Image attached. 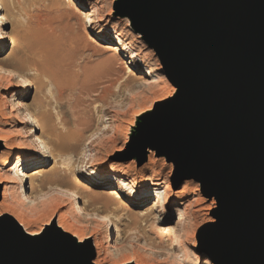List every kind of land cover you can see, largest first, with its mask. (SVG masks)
Instances as JSON below:
<instances>
[{"label": "rangeland", "instance_id": "rangeland-1", "mask_svg": "<svg viewBox=\"0 0 264 264\" xmlns=\"http://www.w3.org/2000/svg\"><path fill=\"white\" fill-rule=\"evenodd\" d=\"M117 2L118 0H71V2L70 0H2L0 13L7 16L6 9V12H10L8 14L13 17L7 16L8 19L0 27V31L12 33V38L4 41L0 48V98L5 102L8 101L7 105L12 103L13 106L20 103L30 106L36 99L41 100L44 108L42 111L49 112L48 109L53 103L60 102L57 99L60 89H65L64 92L68 94L65 95L63 103L61 102L64 105L61 113L56 115L55 112H50L54 132L44 134L46 137L43 135L46 147L49 144L46 156L39 160L41 163H33L28 168H26L27 163H23L19 168V171L27 176H33L34 190H31L29 179H24L19 186H12L15 195L7 194L0 197V213L2 216L10 215L14 220L21 218L20 220L26 223L25 228H28V231L39 232L41 229L38 235H46L50 232H46L49 227H45L48 218L52 216L54 225L58 219V222H62L67 229V234L77 238L76 243L78 239L91 238L89 241L91 245L93 240L102 245L103 251L100 256H96L94 250L93 263L98 259H104L100 263L211 264L200 252L199 240L203 230L216 222V199L205 197L201 193L200 186L193 181L179 183L175 176V167L165 155H158L153 151L154 164H149L145 157L144 163L139 165L138 156L142 145L137 139L140 134V127L137 124L147 118L148 112H151L157 103L176 95L177 89L166 79L163 66L154 50L145 43L141 34L130 26L129 21L118 14ZM74 5L77 11L68 9ZM93 12H96L95 16L91 15ZM86 16L91 18L90 24H84ZM35 20L36 22H33ZM113 30L115 33L111 32ZM115 34L120 35L123 46L129 48L122 50L118 55L104 50L108 44L117 45ZM44 35L52 37L49 46L54 48V51L57 50L56 55L62 53L61 50H65L62 54L59 53L61 54L59 59L64 58L63 61L60 60L61 65L64 64L63 72H59L65 75L64 83L54 85L41 76V80L46 84L44 83L38 94L34 86L19 89L16 85H12V81L8 82L10 78L5 72L13 70L30 80L34 75L28 71V67L15 71L13 64L21 61L22 65L26 66L32 57L35 58L43 52L45 45H48ZM91 39H96L95 43L90 42ZM63 40L65 44L62 43ZM51 42L54 43L53 45L59 43L52 46ZM93 44L95 50L100 49L104 54L98 61L90 63V59L96 53ZM59 45H62L60 49ZM40 48L42 51L39 50ZM130 54L137 57L134 63L121 57ZM107 55L112 57L109 62L106 60ZM8 111L9 106L6 109V112ZM19 112L21 115L23 111L20 109ZM12 124V118L7 117L2 120L0 122L2 134L6 132L5 136H9L6 135L9 134L8 131L13 134ZM55 137H59L58 143L64 156L62 158H56L51 152L53 147L51 140ZM16 142L18 143L16 138H10V144L17 146ZM20 142L26 146L23 140ZM1 150L2 148L0 152ZM3 157L4 155L0 154V174L5 175L4 165L2 168L1 163ZM15 158L17 155L11 161L10 167H14ZM65 161L68 162V166L63 165ZM72 170L80 182L79 186H83V191L93 195L107 196L109 193H118L120 197L122 196L124 201L122 203L120 201L119 204H123V207L117 209L119 204H115L112 200L110 206L113 211L104 213L110 218L116 230L109 231L104 221L102 223L101 219L89 216L90 209L85 210L87 207L81 200L74 201L68 196L52 193L50 188H48L50 191L47 190V186L49 187L52 181L56 180L54 178L60 177L58 180L69 184ZM104 171L110 175L103 176ZM117 172H120L123 178L112 176ZM93 178L102 179L103 185H91ZM153 179H157L160 185L146 188L150 190L148 196L152 193L162 196L160 192L165 185H169L170 189L162 197L159 196V200L152 196L137 203L135 196L143 191L138 189L139 185L150 183ZM154 190H157V193ZM0 191L2 193L1 187ZM129 192H132V195ZM30 202L34 204L30 205ZM150 210L152 215L146 218L147 225L144 230L131 225L128 218H144ZM178 212L182 213V224L176 227ZM59 214L62 216L61 219L57 218ZM211 216L214 222L207 223ZM156 220L158 222L163 220L165 223L162 224L165 225H174L175 230L168 237L171 246L168 243L169 246L159 247L153 242L157 241V235L150 226Z\"/></svg>", "mask_w": 264, "mask_h": 264}, {"label": "water", "instance_id": "water-1", "mask_svg": "<svg viewBox=\"0 0 264 264\" xmlns=\"http://www.w3.org/2000/svg\"><path fill=\"white\" fill-rule=\"evenodd\" d=\"M117 12L177 89L140 123L139 165L147 149L165 155L179 183L216 199L199 240L211 264H264V0H118ZM47 229L31 237L0 216V264H93L88 241Z\"/></svg>", "mask_w": 264, "mask_h": 264}, {"label": "bare ground", "instance_id": "bare-ground-1", "mask_svg": "<svg viewBox=\"0 0 264 264\" xmlns=\"http://www.w3.org/2000/svg\"><path fill=\"white\" fill-rule=\"evenodd\" d=\"M66 1V0H65ZM68 1V0H67ZM11 2V1H10ZM57 2V1H56ZM71 2V0H70ZM61 3V2H59ZM69 3V2H68ZM9 4V3H8ZM19 4V3H18ZM65 4V3H64ZM71 4V3H70ZM33 5V4H32ZM61 5V4H59ZM58 5V6H59ZM73 5V3H72ZM19 7V6H18ZM22 8V7H21ZM24 8V7H23ZM22 8V9H23ZM67 8V7H66ZM76 6L74 5L72 8L68 7V9H75ZM21 9V11H22ZM27 9V8H26ZM2 10V0H0V12ZM9 10V8L7 9ZM28 10V9H27ZM61 10V9H60ZM14 11V10H13ZM24 11V10H23ZM63 11V10H62ZM65 11V10H64ZM75 11H77L75 9ZM95 11V10H94ZM5 13L6 15L9 17L10 12H6V9H5ZM25 13V12H23ZM66 13H69V12H66ZM96 13V12H95ZM93 12V14L91 15H94L95 14ZM111 13V11H110ZM14 14V13H12ZM39 14V13H38ZM63 14V13H62ZM65 14V13H64ZM73 14V13H71ZM27 15V14H26ZM34 15V14H33ZM36 15V13H35ZM34 15V16H35ZM67 15V14H66ZM121 15V17L123 18H126L128 21H129V24L132 28L133 27V23H132V20L131 18L127 15V14H119ZM7 16L3 15L0 13V27L3 26L4 22L6 21ZM90 16V15H89ZM95 16V15H94ZM10 17H13L10 16ZM15 17V15H14ZM31 17V16H30ZM88 16L85 17V20L84 19H81L84 20V24H90L91 23V18H87ZM38 18V17H37ZM82 18V17H81ZM84 18V17H83ZM14 20V18H12ZM30 19V18H29ZM40 19V18H39ZM80 19V18H79ZM34 20V19H33ZM47 20V18H46ZM31 21V19L29 20ZM79 21V20H78ZM101 21V20H100ZM18 22V21H17ZM32 22V21H31ZM33 22H36L33 21ZM25 23V22H24ZM80 23V22H79ZM101 23V22H100ZM20 24V23H19ZM34 24V23H33ZM39 24V23H38ZM37 24V25H38ZM83 24V23H82ZM42 25V24H41ZM127 25V23H126ZM30 26V25H29ZM34 26V25H33ZM84 26V25H83ZM38 27V26H37ZM46 27V26H45ZM32 28V27H31ZM28 29V28H27ZM37 29V28H36ZM40 29V28H39ZM26 30V29H25ZM82 30V29H81ZM84 30V29H83ZM28 31V30H27ZM31 31V30H30ZM86 31V30H85ZM15 32V31H14ZM111 32H114L111 31ZM38 33V32H37ZM40 33V32H39ZM115 33V32H114ZM12 33H7V32H2L0 31V48H2V44L4 41H6L7 39H11L12 38ZM36 34V33H35ZM84 36L87 35L85 33H82ZM139 34V33H138ZM39 35V34H38ZM45 36V40L47 41L48 45H45L44 47V51L39 53L38 55H36L35 58H31L28 63L26 64V66H23L22 62L21 61H17L15 62L13 65H14V70L15 71H18L16 69H21L22 67H25L27 69H29L28 71L29 72H32L33 73V77L29 80L27 78H25L24 76H21L20 74L15 73L13 70L9 71L7 70L5 73L7 75H9V80L8 82L11 83L12 81V85H16L19 89H24L26 87H30V86H34L37 94L39 93L40 91V88L43 87L44 85V81L41 80V76H43L45 79L47 80H50L54 85H58L59 83L63 82L64 80V77L65 75L63 76L62 73L64 69V64L61 65V61H63V59H59L61 57V54L63 52H65V50H61L63 51L59 57L58 55H56V52L57 50H53L54 48H51L49 46V41L50 40H53L52 37H48L47 35H44ZM43 36V37H44ZM88 36V35H87ZM115 36L117 37V45L116 46H112L111 44H108L104 47V50H108L109 52H112L111 54L113 55H118V54H121L122 50L125 51V50H128L129 48L128 47H125L123 46V44L121 43V39H120V35H116ZM35 37V36H34ZM33 37V38H34ZM64 37V35H63ZM59 38V37H58ZM85 38V37H83ZM87 38V37H86ZM29 39V38H28ZM62 39V38H61ZM88 39V38H87ZM33 40V39H31ZM37 40V39H36ZM59 40V39H58ZM84 40V39H83ZM86 40V39H85ZM96 40V39H95ZM95 40L91 39L90 42H93L95 43ZM62 41V40H60ZM88 41V40H87ZM41 42V40H40ZM54 42V41H53ZM42 43V42H41ZM46 43V42H45ZM52 43V42H51ZM55 43V42H54ZM54 43H52V46H56L58 45L59 42H57V44L53 45ZM64 43V40L63 42ZM89 43V42H88ZM38 44H40L38 42ZM65 44V43H64ZM90 44V43H89ZM98 44V43H96ZM63 45V44H62ZM61 45V46H62ZM41 46V45H40ZM39 46V47H40ZM43 46V45H42ZM59 45V49L61 47ZM94 46V44L92 45V47ZM99 46V45H98ZM97 47V46H96ZM42 48V47H41ZM41 48L39 50H41ZM100 48V47H99ZM102 48V47H101ZM57 49V48H55ZM62 49V48H61ZM66 49V48H65ZM94 49V47H93ZM95 50V49H94ZM93 52L95 53L94 56H92V58L90 59V63H94L96 61H98L102 55L104 54L103 51H101L100 49L99 50H95ZM42 51V50H41ZM39 52V51H38ZM107 52V51H105ZM65 54V53H64ZM110 54V55H111ZM135 54V53H134ZM134 54H130L129 56H121V57H125V59L127 61H130L131 63H134L135 59H137L136 55ZM108 56V55H107ZM63 57V56H62ZM108 56V58L106 59V57L103 59H106L108 60V62L110 60H112V57ZM116 57V56H114ZM139 58V57H138ZM114 59V58H113ZM144 59V58H143ZM139 60V59H138ZM115 61V59H114ZM111 63V62H110ZM108 64V63H106ZM109 65V64H108ZM111 65V64H110ZM114 64H112L113 66ZM19 66V67H18ZM140 68V67H139ZM62 71V72H61ZM60 72V73H59ZM59 73V74H58ZM75 78V77H74ZM69 79V78H68ZM72 79V78H71ZM73 81V80H72ZM64 83V82H63ZM69 83V81L67 82ZM147 83V82H145ZM151 83V82H150ZM46 84V83H45ZM65 85V84H64ZM65 87V86H64ZM63 88V87H62ZM66 88V87H65ZM65 90V89H64ZM64 90L60 89L58 91V95H57V99L58 101L60 102H55L53 103L50 107H49V112L47 111H42L43 108V103L41 102V100H38L37 99L33 102V104H31L30 106H25L24 105H21L23 103H20V105H16V106H13V104L11 103L10 105H7L6 103L8 102H5V100H2V98H0V122L2 120H5L7 117L8 119L12 118L13 120V124L11 126V128L13 129L12 133L9 132V134H6V135H11L10 137L9 136H5V133L2 134V132L0 131V147L2 148L0 154L4 155V157L2 158L1 160V163H2V168H3V165H4V173L5 175L3 174H0V187H1V190H2V193H1V196L4 197L6 196L7 194H11L13 195V187L12 186H19L21 185V183H23V180L24 179H29L30 180V187H31V190L33 189V186H32V181H33V176H27L25 173H22V171H19V168L20 166L23 164V163H27L26 165V168H28V166H31L33 163H36V162H40L39 160L43 159L46 154H47V149L49 148V144H48V147H46V141H45V135L46 133H50V132H54V125L52 123V114L53 112H55V114H59V112L61 113L62 111V108H64L63 106V100L65 99V95L66 92H64ZM172 92L174 91L173 88L171 90ZM171 93V92H170ZM177 94V93H176ZM15 95V94H13ZM12 95V96H13ZM2 97V96H1ZM56 101V100H55ZM62 102V103H61ZM65 103V102H64ZM8 106H9V111L6 112V109H8ZM36 106V107H35ZM20 109L21 111H23L20 115ZM150 113V112H148ZM23 114V116H22ZM54 115V114H53ZM59 116V115H58ZM141 119V118H140ZM6 124V123H5ZM140 125V122H138L137 126ZM7 132V133H8ZM45 134V135H44ZM45 137H44V136ZM16 138L18 140V143H17V146H14L13 144H10L9 141H10V138ZM44 137V138H43ZM135 137V135H134ZM20 140H23L25 143H26V146H23L25 144H21ZM59 142V137H55L51 140V152L53 154V156L55 155L56 158H62L64 157L61 153V146L60 144L58 143ZM154 152L152 150H146V161L148 159V162L149 164L153 165L154 164V159H153V155ZM15 155H17V158L16 159V162H15V165L14 167H10V163L12 160H14V157ZM150 155V157H149ZM66 157V156H65ZM149 157V158H148ZM68 158V157H67ZM66 159V158H64ZM21 163V164H20ZM41 163V162H40ZM63 163V162H62ZM70 163V162H69ZM20 164V165H19ZM69 165L68 162H64L63 165ZM1 165V164H0ZM64 165V166H65ZM74 168V167H73ZM1 170V171H3ZM64 173V172H63ZM54 174V173H53ZM59 174V173H57ZM62 174V173H61ZM66 174V173H65ZM70 175H71V179H70V185L69 184H64L65 182H63L62 178L60 180H58L60 177L58 175V179L57 178H54L56 180L52 181L51 185H49V187L47 186V190L48 188H50V190L53 192H56L57 194H60L61 195H64V196H68L70 198H72L74 201L76 200H81L83 202V205L87 208L86 209H90L89 210V216H93L95 217L96 219H101L102 223L103 221L105 222V225L107 226V229L109 231H113V229L116 230V227L114 226L113 227V224L111 223L112 221L110 220V218L105 215L104 213L107 214V212L111 209V206H110V201H114L115 204H119L122 203V196L120 197L118 193H109V197L108 195L106 196H102V195H96L93 193H90L88 191H83L84 189L82 187H80V182L78 180V178L74 175V171L72 170V173L70 171ZM103 176H106V175H110L109 173L107 172H103L102 173ZM57 176V175H56ZM55 176V177H56ZM69 176V175H68ZM112 176H114L115 178L118 177H122L123 178V175L120 174V172L116 173V174H113ZM53 177V176H52ZM64 177V176H63ZM65 178V177H64ZM22 179V180H21ZM19 181V182H17ZM65 181V180H64ZM26 182V181H25ZM63 183V184H61ZM104 181H102V179H99V178H93L92 180V183L91 185H103ZM142 183V182H141ZM62 185V186H61ZM160 183L158 182L157 179H153L152 182L150 181V183H146L145 185H139V188L138 189H142L143 191L138 195L136 194V200H137V203L138 201H145L148 199V197H151L154 196V198L156 200H159L160 197H162L169 189H170V186L169 185H165L164 188H163V191L160 192L161 194H163L162 196H158V193H157V190H154L157 194H151L148 196V190L149 189H146L148 187H157L159 186ZM46 187V186H45ZM86 187V186H85ZM16 189V188H15ZM34 190V189H33ZM48 190V191H50ZM86 190V189H85ZM150 191V190H149ZM44 192V191H43ZM16 193V192H15ZM47 193V192H46ZM45 194V192H44ZM44 194H41V195H44ZM49 194V193H48ZM129 194L132 195V192H129ZM150 194V193H149ZM15 195V194H14ZM54 195V194H53ZM46 197L48 195H45ZM111 196V198H110ZM44 197V198H46ZM179 198V197H178ZM40 199V198H38ZM42 199V198H41ZM57 199V197H56ZM182 199V198H181ZM50 200V199H48ZM163 200V199H162ZM52 202V200H50ZM186 201V200H185ZM136 203V204H137ZM30 205H33L32 202L29 203ZM120 207H123V204H119V207H117V209H119ZM113 211V210H112ZM161 210H159L160 212ZM1 212V211H0ZM55 213V212H54ZM164 213V212H163ZM185 213V212H184ZM115 214V213H114ZM182 214V213H181ZM179 214V212L177 213V220L175 222V226L176 225H179V224H182V215ZM52 215V214H50ZM150 215H152V210L148 211L146 213V215L144 216V218H141V217H132V218H128L130 221H131V225L133 224L135 227L137 228H141L142 230H144L146 228V218L149 217ZM184 215V214H183ZM0 216L1 213H0ZM10 216V215H9ZM115 216V215H114ZM61 214H59V216L57 218H60L61 219ZM21 219V218H20ZM15 220L21 227L22 229L24 230V232L31 236V237H35L36 235H38L40 232H41V229L39 232H31L30 230L28 231L26 228H25V224L22 220ZM59 219V220H60ZM164 220V219H163ZM163 220L159 221L156 220V222H154L150 227L153 229V231L155 232V234L157 235V241H153L155 244H157L159 247L160 246H164V245H168V243H170V239L168 238L169 235H171V232H173L175 230V227L174 225H165V224H162V223H165ZM206 220V219H205ZM140 222V223H139ZM214 222V218L211 216L208 220H207V223H213ZM115 224V223H114ZM149 226V225H148ZM147 226V227H148ZM27 227V225H26ZM45 227H49L50 229L54 227V219L52 218V216L50 218H48L47 222L45 223ZM56 228H58L59 230H61L62 232L64 233H67V229L63 226L62 222H58V219L56 221V225H55ZM177 227V226H176ZM111 229V230H110ZM150 229V230H152ZM49 230V229H47ZM114 230V231H115ZM153 233V232H152ZM153 235V234H152ZM72 237L76 240L77 238L72 235ZM154 238V237H153ZM151 239V238H150ZM156 239V238H154ZM91 238L89 239H78L77 240V243L78 244H81L83 242H86V241H90ZM90 244V242H89ZM172 243H170V246H171ZM194 245V244H192ZM94 250H95V253H96V256H100V254L102 253L103 251V247L100 243H97L96 241L93 240V244H92ZM154 246V245H153ZM156 246V245H155ZM154 246V247H155ZM157 246V247H158ZM172 248V247H170ZM157 249V248H156ZM158 250V249H157ZM170 250V249H169ZM104 261V259H98L96 260L93 264H102L100 262ZM199 261V260H198ZM115 263V261H114Z\"/></svg>", "mask_w": 264, "mask_h": 264}]
</instances>
